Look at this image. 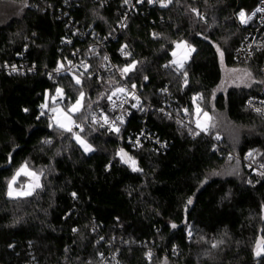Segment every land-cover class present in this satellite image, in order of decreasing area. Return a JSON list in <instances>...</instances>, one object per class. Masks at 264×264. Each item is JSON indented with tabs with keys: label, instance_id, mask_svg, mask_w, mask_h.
<instances>
[{
	"label": "trees",
	"instance_id": "16d2710c",
	"mask_svg": "<svg viewBox=\"0 0 264 264\" xmlns=\"http://www.w3.org/2000/svg\"><path fill=\"white\" fill-rule=\"evenodd\" d=\"M257 1L240 0V6L251 10ZM2 6L0 264H103L109 254L118 264H264V253L255 252L264 241V118L245 104L261 85L264 52L238 63V41H224L236 0H172L131 11L125 0H74L68 8L65 0H0ZM69 19L106 39L102 53L119 66L134 65L124 81L115 74L54 73L80 43L63 45ZM183 41L194 52L179 69L172 52ZM221 52L227 67L249 66L257 81L213 100L223 79ZM13 64L24 65L25 73H7ZM123 85L139 87L153 104L147 125L167 141L165 152L131 150L124 134L91 123L90 113ZM166 88L174 102L164 111ZM81 92L73 130L54 126L47 112L40 115L46 95L56 97L49 109L68 108ZM200 106L224 113L241 138L223 130L194 136L191 113ZM185 113L189 128L179 123ZM142 123L132 116L129 127L136 131ZM77 134L87 135L92 152L81 148ZM25 162L43 174V185L32 195L9 197L8 181Z\"/></svg>",
	"mask_w": 264,
	"mask_h": 264
},
{
	"label": "built area",
	"instance_id": "2783aa9c",
	"mask_svg": "<svg viewBox=\"0 0 264 264\" xmlns=\"http://www.w3.org/2000/svg\"><path fill=\"white\" fill-rule=\"evenodd\" d=\"M74 0H65V7L72 5ZM216 1V0H210ZM240 0H236V8L231 14L230 19L238 29L237 46L234 51V59L238 63H248L255 57L257 53L264 52V0L257 1L253 9L247 10L240 6ZM129 11H131L137 4L148 6H160V3H149L148 0H130L127 3ZM261 9V11H257ZM243 11L245 13L246 23H241L239 13ZM254 13V15H253ZM69 16L67 12L63 14ZM251 19H248V17ZM127 21V17H123L122 21L118 24V29H122ZM67 27L70 30L63 40V45L72 46L75 45V49L72 50L70 56H65L63 60H60L58 66L54 70L56 74H71L78 75L82 71L89 72L91 78H101L106 74H115L117 78L124 81L128 76V71L124 72V67L119 66L112 57L107 53H102L104 50V44L106 39L100 40L99 35L92 30H84L75 24L72 19L67 22ZM107 57V59H104ZM98 62V63H97ZM99 64L95 66V64ZM15 66L16 70L13 71ZM7 73H25L26 67L24 65L18 66L16 64L7 65L5 67ZM59 69V71H57ZM33 69H29L32 71ZM83 73V72H82ZM261 85L258 91L249 96L246 101V107L256 116L264 118V111L257 112L256 109L260 108L264 110V61L260 67ZM84 74V73H83ZM123 88L124 91L120 92L118 89ZM162 110H166L171 107L174 102L173 96L168 88L162 91ZM251 101V104L249 103ZM44 113L47 112L49 118H53L54 114L49 113L48 109H41ZM153 110V104L144 98L141 89L135 86H119L112 91L109 100L105 106H101L94 109L90 113V121L101 130L116 131L119 129L120 134H124L126 142L131 150L149 149L155 153L165 152L168 148L166 140H162L156 132H153L147 125L148 116ZM132 116H141L143 123L136 131L131 130L129 127V121ZM107 117V122H105ZM122 121V122H121ZM190 114L185 113L180 119L181 126L187 128L190 127ZM117 132V131H116ZM202 134V131L195 130L194 136ZM112 162L108 164L110 166ZM111 257L113 264H118L115 256L109 254L104 259L103 264H108L107 259Z\"/></svg>",
	"mask_w": 264,
	"mask_h": 264
},
{
	"label": "rangeland",
	"instance_id": "374dc122",
	"mask_svg": "<svg viewBox=\"0 0 264 264\" xmlns=\"http://www.w3.org/2000/svg\"><path fill=\"white\" fill-rule=\"evenodd\" d=\"M4 8H5L4 6L0 7V9H4ZM3 12L4 10L3 11L1 10V13ZM237 38H238V29L236 28L233 21H231V25L227 26L223 31V39L226 43H233L237 41ZM178 44L180 45V47H177ZM193 49L194 48L192 46H190L184 41L178 42L175 45L174 50L172 52V64L175 67L181 69L182 68L181 65L184 66L185 63L190 59L191 54L194 52ZM174 52H175V55H173ZM223 57L224 56L221 57L223 79L221 81L220 86L214 93L213 100L217 94L222 93V92L225 93L229 88H232V87L249 88L253 85V83L257 81L251 67L246 66V65H235L232 67H227L225 63L223 62ZM248 73H250L251 75H248ZM79 80L81 81V79ZM52 97L49 94L46 95V99L43 104V105H46L45 109H48L49 104H54L55 100H53ZM79 99L81 100V103L80 105H77V107L79 108L78 111L76 110L69 111V109L72 108V106L75 105L76 102L70 105L68 108L63 107L62 105H56L49 110V113L54 114L53 121H52L54 126L61 128L63 130H65V128L60 127V125L69 127L71 128V130L77 127V123L75 121L74 116L82 111L83 102H84L83 97L81 98L79 96ZM53 108L56 109L55 112L52 111ZM198 109L199 111H197ZM204 113H207V116H205ZM191 115H192V122L194 121L193 123H195V125L197 126L198 131H202V133L203 132L209 133L213 131L220 132L222 130H223V133H226V132L231 131V139H236L235 141H237V139H240L242 136V132L240 128L232 124H229V122L227 123L226 116L224 113H219L215 111L209 112L206 110V106L205 108L203 106H200V107H196L193 113H191ZM76 136H79L83 141L86 142V144H88L85 139L86 138L85 136L87 135L82 136V135L77 134ZM78 144L84 150V147L82 146V144L79 142ZM91 148L93 151L92 146ZM92 151H88V152L85 151V152L90 153ZM27 172L35 173L36 175L32 176V175H27V174L22 173L17 178V182L13 185V188L16 191H24V192L31 190L33 194L37 189L42 187L43 174L33 171L32 169L28 167H27ZM232 173H235V170L232 171ZM37 183H39L40 187H34ZM20 197H26V196H20ZM261 241L263 240H259V242ZM212 248H215V247H212ZM256 251H257V245L255 248V252ZM263 253L264 251H262L261 255Z\"/></svg>",
	"mask_w": 264,
	"mask_h": 264
},
{
	"label": "snow or ice",
	"instance_id": "6c2138e0",
	"mask_svg": "<svg viewBox=\"0 0 264 264\" xmlns=\"http://www.w3.org/2000/svg\"><path fill=\"white\" fill-rule=\"evenodd\" d=\"M141 2H142V0H141ZM148 2H149V3H154V2H157V0H148ZM158 2L160 3V6H161V7H167L168 4L172 3V0H158ZM125 3H129V0H125ZM194 11H195V10H194ZM257 11H261V9H257ZM253 15H254V13H253ZM239 16H240V18H241V23H246V22H247V20H245V13H244L243 11H241V12L239 13ZM248 19H251V17L249 16ZM125 47H126V46H125ZM177 47H180V45L178 44ZM217 50L219 51V48H218ZM121 51H123V49H122ZM193 51H194V49H193ZM173 55H175V52L173 53ZM220 55H221V57H222V56H223V53L221 52ZM104 59H107V57H105ZM174 62H175V61H174ZM12 67H13V71H15V70H16L15 66H12ZM132 67H134V65H129L128 67L124 68L123 71H124V72H127V71H129ZM166 67H167V65H166ZM181 67H183V65H181ZM57 71H59V69H57ZM185 75H186V73H185ZM248 75H251V74L248 73ZM145 79H147V78H145ZM76 83H77V84H80L81 81L77 78V79H76ZM262 83H264V82H262ZM249 86H250V85H249ZM133 87H135V85H133ZM118 91L123 92L124 89H123V88H120V89H118ZM56 92H57V93H62V89L57 88V89H56ZM83 95H84V93L81 92V93H80V97L82 98ZM52 99L55 100L56 97L53 96ZM194 99H195V98H194ZM80 103H81V100L78 98V99L76 100V104L73 105L72 108L69 109V111H72V110H76V111H78L79 108L77 107V105H80ZM249 103L251 104V101H250ZM45 107H46V105H41V109H43V108H45ZM25 111H27V110H25ZM52 111L55 112L56 109L53 108ZM185 111H187V110H185ZM197 111H199V109H198ZM256 111L259 113V112H262V111H264V110H262V109H260V108H257ZM40 115H41V116L45 115L44 111H41ZM204 115L207 116V113H204ZM38 118H39V117H38ZM69 119H70V118H69ZM105 122H107V117H105ZM121 122H122V121H121ZM198 126H199V125H198ZM60 127L65 128L66 131H71V128L66 127V126H64V125H60ZM115 130H116L117 132L119 131L118 128L115 129ZM76 139H77V141H78L79 143L82 144V146L84 147V150H85L86 152H88V151H92L91 146L88 145V144H86V142L83 141L79 136H76ZM217 139H219V137H217ZM45 142H46V143H49V141H45ZM121 153H123V149H121ZM248 155L251 156L252 153H249ZM129 159L131 160V158H129ZM131 162H132V164H135V161H134V160H132ZM262 167H264V165H262ZM133 170H139V169H135V168H134ZM22 173L27 174V175H32V176H35V175H36L35 173H28V172H27V162H25V164L21 165V167H20L19 169H17V171L15 172V174H14V175L11 177V179L8 181V195H9V197L17 198V197H20V196H29V195L32 194V191H31V190H29V191H27V192H24V191H16V190L13 188V185L17 182V178H18ZM22 187H23V186H22ZM34 187H40L39 183H37ZM73 195H75V194H73ZM188 203L190 204V203H191V200H189ZM172 227L174 228V227H176V225L173 224ZM212 247H217V244H213ZM262 251H264V241H261V242H258V243H257V251H256V255H257V256H260L261 253H262ZM148 255L150 256L151 253H149Z\"/></svg>",
	"mask_w": 264,
	"mask_h": 264
},
{
	"label": "water",
	"instance_id": "95a60500",
	"mask_svg": "<svg viewBox=\"0 0 264 264\" xmlns=\"http://www.w3.org/2000/svg\"><path fill=\"white\" fill-rule=\"evenodd\" d=\"M120 154H121V157L124 159L125 162L131 163V165H134L131 162L133 159H132V157L130 156V153L127 150H123V153L120 152ZM129 158H131V160Z\"/></svg>",
	"mask_w": 264,
	"mask_h": 264
}]
</instances>
